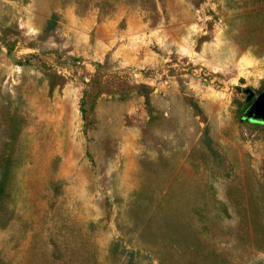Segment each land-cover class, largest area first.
<instances>
[{
    "label": "rangeland",
    "instance_id": "rangeland-1",
    "mask_svg": "<svg viewBox=\"0 0 264 264\" xmlns=\"http://www.w3.org/2000/svg\"><path fill=\"white\" fill-rule=\"evenodd\" d=\"M263 90L264 0H0V264H264Z\"/></svg>",
    "mask_w": 264,
    "mask_h": 264
},
{
    "label": "water",
    "instance_id": "water-1",
    "mask_svg": "<svg viewBox=\"0 0 264 264\" xmlns=\"http://www.w3.org/2000/svg\"><path fill=\"white\" fill-rule=\"evenodd\" d=\"M251 97L252 94L247 97V101H249ZM245 115L264 120V90L251 102Z\"/></svg>",
    "mask_w": 264,
    "mask_h": 264
}]
</instances>
